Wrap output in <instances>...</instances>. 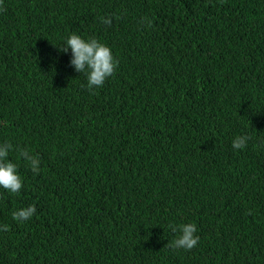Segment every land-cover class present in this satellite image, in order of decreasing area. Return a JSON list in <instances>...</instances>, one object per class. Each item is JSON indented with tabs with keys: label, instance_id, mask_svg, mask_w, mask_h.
<instances>
[{
	"label": "trees",
	"instance_id": "1",
	"mask_svg": "<svg viewBox=\"0 0 264 264\" xmlns=\"http://www.w3.org/2000/svg\"><path fill=\"white\" fill-rule=\"evenodd\" d=\"M0 9V143L23 184L0 188V264H264V0ZM73 33L118 61L94 91L58 50ZM186 223L197 246L168 247Z\"/></svg>",
	"mask_w": 264,
	"mask_h": 264
},
{
	"label": "clouds",
	"instance_id": "2",
	"mask_svg": "<svg viewBox=\"0 0 264 264\" xmlns=\"http://www.w3.org/2000/svg\"><path fill=\"white\" fill-rule=\"evenodd\" d=\"M2 10V9H0ZM101 22L111 26V17H101ZM118 19V17H117ZM71 50L70 65L78 73H84L86 76V87L89 91H94L103 86L106 79L113 76L118 66L112 55L110 47L99 42L96 38H82L75 33L70 34L61 46L58 47L60 52L67 53ZM249 135L236 136L232 141L234 150H243L247 147ZM13 150L11 143H0V188L7 190L9 193L18 194L23 186L22 178L18 174L17 165L7 159L9 152ZM16 150L19 156L27 163L34 174L40 172L39 156L34 154L27 147L17 146ZM36 213L34 205H29L12 213V218L18 222L30 220ZM172 232H178L179 235L170 243L168 247L172 249L192 250L199 242V236L196 235L197 226L195 223H186L179 226L169 225ZM0 230L7 232L8 225L0 226Z\"/></svg>",
	"mask_w": 264,
	"mask_h": 264
}]
</instances>
